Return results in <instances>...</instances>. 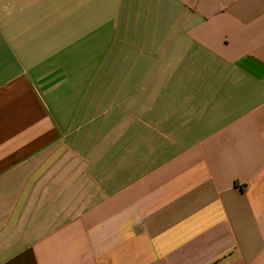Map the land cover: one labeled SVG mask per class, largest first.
<instances>
[{"label": "crops", "instance_id": "1", "mask_svg": "<svg viewBox=\"0 0 264 264\" xmlns=\"http://www.w3.org/2000/svg\"><path fill=\"white\" fill-rule=\"evenodd\" d=\"M0 264H264V0H0Z\"/></svg>", "mask_w": 264, "mask_h": 264}]
</instances>
